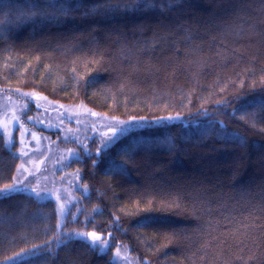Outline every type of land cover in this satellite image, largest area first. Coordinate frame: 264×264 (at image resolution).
I'll return each instance as SVG.
<instances>
[{"label":"trees","instance_id":"16d2710c","mask_svg":"<svg viewBox=\"0 0 264 264\" xmlns=\"http://www.w3.org/2000/svg\"><path fill=\"white\" fill-rule=\"evenodd\" d=\"M156 4L0 0V92L141 121L67 142L82 186L60 227L53 199L0 195V264H117L116 245L141 264H264V0ZM18 148L0 132V188Z\"/></svg>","mask_w":264,"mask_h":264},{"label":"rangeland","instance_id":"374dc122","mask_svg":"<svg viewBox=\"0 0 264 264\" xmlns=\"http://www.w3.org/2000/svg\"><path fill=\"white\" fill-rule=\"evenodd\" d=\"M140 122L97 114L82 105L55 103L30 91L0 92V132L10 144L18 128L20 157L13 181L0 188V195L25 191L39 199H53L60 227L82 186L78 172L67 168L68 161L77 154L67 142L81 143L95 136L106 145ZM75 232L74 236L88 239L100 250L109 248L106 239ZM111 257L117 264H141L120 245L112 248Z\"/></svg>","mask_w":264,"mask_h":264},{"label":"snow or ice","instance_id":"6c2138e0","mask_svg":"<svg viewBox=\"0 0 264 264\" xmlns=\"http://www.w3.org/2000/svg\"><path fill=\"white\" fill-rule=\"evenodd\" d=\"M133 2L139 6V5H143L146 8H153L156 7V0H133ZM176 3V0H160V7L163 9L164 7H171L173 4ZM132 10V9H129ZM60 14L62 15H68L70 14V9H64L63 7L59 10ZM91 14V13H89ZM264 107V106H261ZM169 119H171V117H169ZM92 235H95V233H93ZM20 255H24V253H21ZM12 259L14 260H18L19 257H13Z\"/></svg>","mask_w":264,"mask_h":264},{"label":"water","instance_id":"95a60500","mask_svg":"<svg viewBox=\"0 0 264 264\" xmlns=\"http://www.w3.org/2000/svg\"><path fill=\"white\" fill-rule=\"evenodd\" d=\"M93 232H89V237H96V238H100L102 235L101 234H97L95 233V235H92Z\"/></svg>","mask_w":264,"mask_h":264}]
</instances>
